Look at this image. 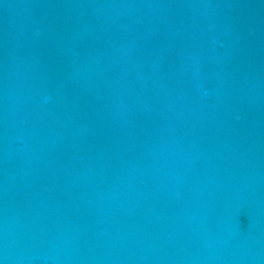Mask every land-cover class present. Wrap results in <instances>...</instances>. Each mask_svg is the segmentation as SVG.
I'll return each mask as SVG.
<instances>
[{
	"label": "water",
	"instance_id": "obj_1",
	"mask_svg": "<svg viewBox=\"0 0 264 264\" xmlns=\"http://www.w3.org/2000/svg\"><path fill=\"white\" fill-rule=\"evenodd\" d=\"M0 264H264V0H0Z\"/></svg>",
	"mask_w": 264,
	"mask_h": 264
}]
</instances>
